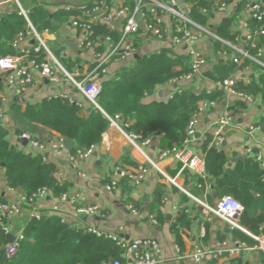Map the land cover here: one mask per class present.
Instances as JSON below:
<instances>
[{"label":"crops","instance_id":"crops-1","mask_svg":"<svg viewBox=\"0 0 264 264\" xmlns=\"http://www.w3.org/2000/svg\"><path fill=\"white\" fill-rule=\"evenodd\" d=\"M99 1L101 0H20L23 7L29 11L40 7L56 17L49 28L41 30L40 33L57 60L67 71L76 73L79 77L91 71L95 66V53L102 52L105 45L102 43L98 48L81 46L83 33L71 28L70 22L75 17L85 19L86 16L83 15V12ZM219 1H211L212 16L207 21V26L217 31L224 20L229 22L226 32L233 38L228 39L219 36L227 41H235L236 44L246 49L248 42L245 39L246 30L243 27V22L248 25L252 19L249 5L257 3L264 7V0H229L226 9L223 11L217 9L216 5ZM4 8L3 15L14 12V5L11 3H6ZM65 13H69V16L64 17ZM138 41L139 44L133 57L113 61L109 64L107 77L117 79L120 71L133 67L135 59L139 56L166 47L171 49V57L183 55L187 58V62L189 61L183 48L171 47L168 44L161 45L146 34L140 35ZM31 43V41L23 42L19 44L18 49L27 47ZM216 44H219V47H216ZM198 48L205 55L206 68L193 82L182 83L181 85L184 91L195 93L205 89L206 95L210 96L216 89L220 91V96L197 101V106L205 100L214 102V105L200 116V121L196 127V140L191 149L202 151V141L206 135L211 136L207 132H210L213 123L228 105L234 103L242 112L232 121L230 129L225 135V141L219 149L225 153L228 163L232 166L235 161H244L248 157L246 155L247 149L256 151L264 148V102L259 95H252L240 90L239 92L249 94L253 98L252 102L228 97L216 87L218 81L215 82L205 75V72L212 69L216 61H232V52L229 47L218 42L205 41L200 43ZM18 49H15L16 52ZM262 49V57H264V46ZM241 64H237V66ZM256 66L260 67L250 61V64L229 76L236 80V89L239 85L248 87L253 84L252 81L258 82L261 70H257ZM33 72L36 75V81L19 95L13 91L0 92V97L3 96L5 99H0L3 104L0 107V115H3L5 127L10 129L8 141L24 154L28 153L29 147L22 145L19 138L13 135L14 125L5 111V106L13 99H18L19 104L24 109L28 103L34 104L44 98L64 94L81 103V116L87 117L90 111L89 104L72 83L64 79L58 83H50L39 78L36 71ZM174 93L175 87L167 82L157 86L154 92L149 93L144 98L143 102L167 101ZM250 123H255L258 127L254 135H248L246 132V126ZM58 137L55 132L48 131L45 132L43 141L55 140ZM160 139L161 136L151 138L152 145L143 148V152L154 160H157L158 149L162 148L160 147ZM67 141L70 140L67 139ZM92 147L91 155L79 161L76 166L64 158L65 152L62 153L63 156H58L53 151L44 154L47 158L46 164L54 165L55 177L59 184L66 185L67 189L64 193H67L69 200L62 202L58 199L60 195L53 196L51 192L49 196L36 200L31 205L23 204L21 215L13 219L12 231L14 233L23 231L27 221L26 216L32 209L48 212L47 215L60 217L63 223L70 228H74L76 225L91 226L105 233L117 234L120 238L128 241L143 237L154 238L161 248L162 264H195L190 258L194 246L202 245L208 249H214L220 243H230L237 240L233 236V232L236 230H230L220 220L207 215L199 204L175 186L170 185L165 179L167 176L177 177V183L190 195L202 199L209 205H214L219 197L214 196L211 178L208 177L207 183H204L198 176H191L187 171L178 175L180 164L173 158H166L157 160L160 171L150 170L146 179L138 187L133 186L128 179L122 178L118 180V185L114 190L107 192L105 185L109 183L115 169L119 167L126 171L133 170L143 162V155L133 149L109 123L101 135L100 143ZM73 148L68 149L69 152L74 153L75 151H71ZM198 184H201V187H198ZM160 186L163 188L162 197L156 201L155 194ZM20 193H23L22 190L7 186L4 173L0 169V197L3 198L4 202H16ZM92 205L99 206L100 215L98 217L74 216V209L79 206ZM132 209H135L137 213L134 214ZM152 219L156 223H153ZM259 252L244 251L232 259H227L225 256L210 261H214L215 264H264ZM122 258V262L126 263L127 260Z\"/></svg>","mask_w":264,"mask_h":264},{"label":"built area","instance_id":"built-area-1","mask_svg":"<svg viewBox=\"0 0 264 264\" xmlns=\"http://www.w3.org/2000/svg\"><path fill=\"white\" fill-rule=\"evenodd\" d=\"M36 1V0H35ZM201 0H101L95 3L90 9L83 12L85 19L75 17L71 20L70 26L75 30L83 33V39L80 45L86 48H98L105 45L104 50L95 53V66L90 72L79 77L76 73H71L57 60L53 55L50 47L44 41L41 33L36 30L28 18L29 10L23 7L20 0H6L0 2V19L4 13V5L11 3L14 5V11L24 17L26 26L19 31L13 39L12 46L18 49L19 44L31 41V45L18 49L16 54L0 55V78L3 80L4 92L13 91L19 95L28 86H32L36 81V71L38 77L45 79L50 83H58L61 79L72 83V85L80 92L83 99L90 107L100 111L108 120L109 125L117 130L128 144L142 153L143 162L133 170H124L117 167L113 173L109 183L105 185V190L110 192L118 185V180L122 178L128 179L133 185L138 187L147 177L150 170L160 171L157 160L173 158L180 164L178 175L189 172L191 176H198L204 183H207L208 176L205 171V159L202 151L191 149L195 142L196 127L200 121V116L209 107L214 105L212 101H202L198 104L196 111L191 115L187 127L185 129V137L180 144L173 145L170 148H159L157 151V160L152 159L143 152V148L152 145L151 138L143 137L140 134L132 132L130 122L124 120L120 115L108 116L98 105V98L101 94V79L108 75L109 64L126 58H131L136 53L135 42L138 41L140 35L146 34L161 45L168 44L171 47H180L186 51L188 56L189 72L177 77H173L168 83L175 87V93L184 92L182 83H191L195 78L200 76L206 68L207 60L204 53L198 48L200 43L205 41L218 42L229 47L232 52V61L241 64L244 59L253 61L264 70V62L262 61L263 49L258 48L257 54L252 56L246 49L236 44L235 41H227L221 38L217 32L206 26L195 22L190 17V12L195 3ZM211 2L213 0H205ZM229 0H220L217 9L223 11L226 9ZM132 2L133 7L130 9L128 3ZM251 18L261 22L264 18V7L260 4L253 3L249 5ZM68 10V9H67ZM202 13L206 10L202 9ZM102 25L111 32L119 34L118 41H114L110 35L103 37L95 36L93 27ZM246 30L245 39L247 46L254 47L255 38L264 35V24L260 25L254 34L248 29V25L243 22ZM102 41V42H101ZM181 85V86H180ZM216 87L222 90L226 96L232 97L244 102H252L253 98L246 93L239 92L236 89V80L228 77L217 82ZM56 97L67 99L70 103L81 108V103L61 94ZM0 99L5 100L3 96ZM242 110L234 105L228 107L218 116L210 129L212 137L211 144L218 150L225 141V135L230 129L232 121ZM258 127L255 123L246 126L248 135H254ZM19 139H25L26 145L29 147L26 155H42V162L47 163L44 154L53 151L58 156L63 152L64 158L72 165L77 163L92 153V148L85 151L75 150L74 153L69 152L66 141L67 139L58 137L50 141H38L31 139L28 134H22ZM246 155L251 157L261 168H264V148L256 151L246 150ZM63 156V155H62ZM82 175V174H80ZM177 177H165L166 181L178 188L181 192L187 194L194 202L200 205L203 211L216 219L223 222L230 230H236L247 235L255 241L253 246H249L244 242L235 240L230 243H220L214 249H208L202 245L194 246L190 255L191 260L195 264H201L206 261L216 260L218 258L232 259L239 256L244 251H263L264 252V235L254 234L246 227L240 224V217L243 213L242 204L231 195H223L216 200L214 205L205 203L200 198L190 195L183 187L177 183ZM264 182V179L262 180ZM201 187V184H198ZM51 194V189L41 187L37 189L30 197H26L24 193H20L16 202L0 203V227L5 236L13 235L10 243L4 244L2 247L3 257L11 259L16 256L19 248V242L23 238L22 230L14 233L13 219L20 216L23 211V204L31 205L39 199H44ZM60 201L69 200L67 193H61ZM136 214V210H131ZM48 212L31 210L26 216L27 220L35 218L39 219L47 215ZM80 215L98 217L100 208L98 205L79 206L74 209V216ZM63 222V220L61 219ZM153 223H156L152 219ZM74 229L83 230L92 233L97 237H103L112 240L121 251L122 257L127 260L126 263L113 259L101 264H162L161 248L158 241L154 238L143 237L132 241L120 238L117 234L105 233L91 226L76 225ZM230 264V263H227Z\"/></svg>","mask_w":264,"mask_h":264},{"label":"trees","instance_id":"trees-1","mask_svg":"<svg viewBox=\"0 0 264 264\" xmlns=\"http://www.w3.org/2000/svg\"><path fill=\"white\" fill-rule=\"evenodd\" d=\"M132 9V2L128 3ZM211 2L201 0L194 4L190 17L201 25L207 26L212 14ZM202 9L206 12L202 13ZM69 16L65 13L64 17ZM28 18L37 31L49 28L56 19L45 9L37 7L29 11ZM60 18V17H59ZM228 23L225 20L216 31L221 37L232 39L227 33ZM264 24L250 19L248 28L252 34ZM26 26L23 16L15 11L2 15L0 19V55L16 54L12 48L14 37ZM95 36L110 35L116 42L119 34L107 30L102 25L93 27ZM139 41L135 42L137 47ZM264 46V35L257 36L254 47L246 50L252 56ZM219 47V44H216ZM171 49L161 48L159 51L143 54L135 59V64L129 69H122L117 79L103 77L101 79V94L98 105L108 116L120 115L130 122L129 129L143 137L157 138L161 136L160 147L167 149L180 144L185 137V129L191 115L197 109V101L203 98L213 99L220 96V91L214 90L212 95H206V90L195 93L184 91L174 93L167 101H152L144 103V98L154 92L157 86L167 83L173 77L189 72L187 58L183 55L170 56ZM264 62V57L261 58ZM250 64L244 59L240 66L233 61H216L205 75L219 82L240 71ZM179 68V69H177ZM261 70L258 82L252 81L250 86H237V90L259 95L264 102V70ZM3 90V80L0 78V92ZM2 101L0 100V107ZM6 115L13 122L12 133L15 137L28 134L31 139L43 141L45 132L53 131L59 137L73 142L76 149L85 151L96 146L101 141V135L108 127V120L98 110L90 107L89 115H80L81 108L62 97H49L37 103H28L22 109L18 99H13L5 106ZM4 125L3 115H0V169L4 173L7 186L20 189L26 197H30L37 189L47 187L53 196L66 191V185H60L53 164L42 162V155H26L14 148L8 141L9 131ZM212 137L206 135L202 141V151L205 159V171L213 179L215 197L231 195L243 206L240 224L254 234H264V168L250 157L244 161H235L231 166L223 151L211 145ZM160 186L155 194L156 201L162 197ZM4 202L0 197V203ZM23 238L19 242L16 256L11 259L3 257L2 247L6 236L0 227V264H101L113 259L122 261V255L117 245L110 239L97 237L83 230L70 228L56 215H45L39 219L26 221ZM233 236L238 241L251 246L255 241L239 231ZM264 260V252H259ZM207 264H215L209 261Z\"/></svg>","mask_w":264,"mask_h":264},{"label":"water","instance_id":"water-1","mask_svg":"<svg viewBox=\"0 0 264 264\" xmlns=\"http://www.w3.org/2000/svg\"><path fill=\"white\" fill-rule=\"evenodd\" d=\"M19 141H20V143L22 144V145H26V140L25 139H19ZM66 146H67V148L68 149H72L73 148V142H71V141H66ZM210 182H213V179H210ZM13 235L12 234H8L7 236H6V239H5V244L6 243H10L12 240H13Z\"/></svg>","mask_w":264,"mask_h":264}]
</instances>
